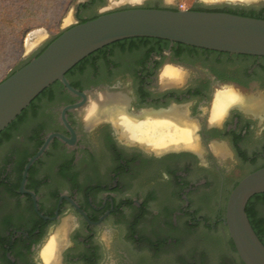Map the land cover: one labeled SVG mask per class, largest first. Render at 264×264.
Segmentation results:
<instances>
[{
	"label": "flooded vegetation",
	"instance_id": "af4514ba",
	"mask_svg": "<svg viewBox=\"0 0 264 264\" xmlns=\"http://www.w3.org/2000/svg\"><path fill=\"white\" fill-rule=\"evenodd\" d=\"M166 1L84 0L73 26L178 10ZM66 79L74 92L55 83L0 135V264H47L64 228L58 264H162L202 226L227 242L220 264H243L224 218L232 191L264 168V58L138 38L95 52ZM104 97L114 99L105 118L90 121ZM255 100L261 109L248 110ZM209 261L199 250L188 264Z\"/></svg>",
	"mask_w": 264,
	"mask_h": 264
},
{
	"label": "water",
	"instance_id": "95a60500",
	"mask_svg": "<svg viewBox=\"0 0 264 264\" xmlns=\"http://www.w3.org/2000/svg\"><path fill=\"white\" fill-rule=\"evenodd\" d=\"M254 4L229 3L240 7ZM138 38L264 58L263 19L171 9H130L106 14L67 29L40 56L0 84V135L55 83L61 82L74 92L66 75L90 55L114 43ZM49 143L50 140L40 155ZM258 195H264V168L244 177L227 203L224 224L243 264H264V244L246 211L251 199Z\"/></svg>",
	"mask_w": 264,
	"mask_h": 264
},
{
	"label": "rangeland",
	"instance_id": "374dc122",
	"mask_svg": "<svg viewBox=\"0 0 264 264\" xmlns=\"http://www.w3.org/2000/svg\"><path fill=\"white\" fill-rule=\"evenodd\" d=\"M231 1L233 2L167 0L166 5L175 6L178 10L240 7L229 5ZM82 2L84 0H0V84L15 70L36 57L44 45L73 27L76 22V9ZM263 6L264 0H259L253 7ZM93 13L94 10L89 11L85 16L89 17ZM31 44L37 48L27 56ZM258 204L264 209L262 201ZM201 210L208 213L205 208ZM220 232L211 234L202 226L195 231L182 233L183 248L164 251L160 256V263L188 264L197 251L205 250L211 258L209 264H220L228 251L227 242ZM123 245L130 250L135 249L126 239H123ZM143 251L151 253L149 249L144 248Z\"/></svg>",
	"mask_w": 264,
	"mask_h": 264
},
{
	"label": "bare ground",
	"instance_id": "6f19581e",
	"mask_svg": "<svg viewBox=\"0 0 264 264\" xmlns=\"http://www.w3.org/2000/svg\"><path fill=\"white\" fill-rule=\"evenodd\" d=\"M112 1V0H111ZM133 1H140V0H133ZM259 0H233V2L231 1V3H247V4H251V3H256L258 2ZM70 22H71V19H70ZM37 48V46L35 47L34 44H31L29 46V51L28 53L34 51L35 49ZM227 95V94H226ZM225 95V96H226ZM232 95V94H231ZM233 99V98H232ZM238 99L237 98H234V101H237ZM114 102V99L112 98H108V97H104L100 100L99 104H97L96 106L94 105V109L92 113V115H90L89 119L90 121H95V120H99V119H102V118H105L104 114H105V110H107L109 108V105H111L112 103L111 102ZM231 101V99H230ZM118 103V102H117ZM223 104V102H219L217 104V107H221ZM261 104L258 102V101H251L249 102V105H248V110H252V111H258L261 109ZM220 109V108H219ZM218 109V110H219ZM216 110V109H215ZM219 113V112H218ZM190 143V142H188ZM65 227V226H64ZM63 228V227H62ZM61 228V229H62ZM66 229V228H64ZM63 229V230H64ZM61 230L57 235L56 237H54L52 239V241L50 242V244L48 245V247L46 248L45 250V260H46V263L47 264H58L56 261L58 260L57 257L59 255V250L60 248H62L63 244H64V240L65 237H64V231Z\"/></svg>",
	"mask_w": 264,
	"mask_h": 264
},
{
	"label": "trees",
	"instance_id": "16d2710c",
	"mask_svg": "<svg viewBox=\"0 0 264 264\" xmlns=\"http://www.w3.org/2000/svg\"><path fill=\"white\" fill-rule=\"evenodd\" d=\"M193 11H199V12H218V13H230V14H234V15H239V16H244V17H250V18H256V19H263L264 20V8L260 9V10H254V9H247V8H241V7H236V8H232V7H226V8H209V9H202V10H193ZM59 37V36H58ZM58 37H56L55 39H57ZM54 39V40H55ZM53 40V41H54ZM52 41V42H53ZM51 42V43H52ZM50 43V44H51ZM49 44V45H50ZM48 45V46H49ZM47 46V47H48ZM46 47V48H47ZM44 48L36 57L40 56L45 49ZM30 61L26 62L23 66H21L20 68H18L17 70H15L12 74H14L15 72H17L19 69H21L22 67H24L25 65H27ZM10 74L8 76V78L12 75ZM25 112V111H24ZM23 112V113H24ZM22 116V115H21ZM20 117H18L17 120H19ZM16 120V121H17ZM15 121V122H16ZM14 122V123H15ZM13 123V124H14ZM12 124V125H13ZM5 131L2 133L4 134ZM1 134V135H2ZM263 202L264 203V195H258L255 196L253 199H251V201L249 202L248 206H247V214L250 220V223L255 231V233L257 234V236L260 238V240L263 242L261 236H264V233L262 232V227H263V222L259 219V216L255 210V204H257L258 202ZM264 244V242H263ZM234 248V245H233Z\"/></svg>",
	"mask_w": 264,
	"mask_h": 264
}]
</instances>
